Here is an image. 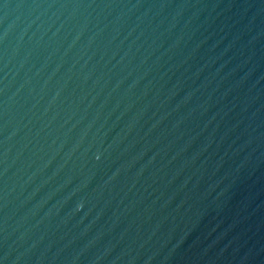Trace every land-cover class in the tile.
Segmentation results:
<instances>
[{
	"label": "water",
	"instance_id": "water-1",
	"mask_svg": "<svg viewBox=\"0 0 264 264\" xmlns=\"http://www.w3.org/2000/svg\"><path fill=\"white\" fill-rule=\"evenodd\" d=\"M0 264H264V0H0Z\"/></svg>",
	"mask_w": 264,
	"mask_h": 264
}]
</instances>
